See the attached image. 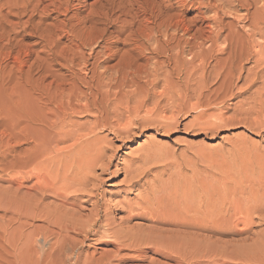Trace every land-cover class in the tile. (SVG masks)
Here are the masks:
<instances>
[{
  "label": "rangeland",
  "instance_id": "1",
  "mask_svg": "<svg viewBox=\"0 0 264 264\" xmlns=\"http://www.w3.org/2000/svg\"><path fill=\"white\" fill-rule=\"evenodd\" d=\"M4 1L5 0H2V2H4ZM118 1L119 0H114V1L113 0L112 1L111 0H101V1L100 0H61V1L56 3V6H53L52 3L50 4L49 2H46V5H49L48 9H44L43 12L40 13L42 16L38 15L39 17L37 16L33 20L34 25L39 23V21L41 19L43 20V24L40 28V30H43L42 31L43 37H45L43 42H42V40H40V38L32 37L31 31L27 30V34H28L29 38H27L25 40L24 47L22 48L23 54L24 53H25L24 55L28 54L27 55L28 58L26 60L27 67L25 68V89H24L25 92H24V95L27 96V100H26L27 104H30L31 108L33 110H35V111L38 110L39 105L35 104L36 96L29 95V92L30 91L32 92L31 88L37 87L36 80L39 78L40 74H39V69L36 66L39 64V62L40 63L43 62L42 64H45L48 67H50V70L53 69L51 72L53 73L54 76L48 78V80L46 82V84H48V85H51L53 87L60 86L63 84L61 81L64 79V76L69 75V72L66 69L67 68L66 62H60L59 60H53V62H52L51 58L47 56V54H49V53H48V50H45V47L49 46V44L52 43V38L54 40L57 39L56 40L57 46L55 47V51L61 52L62 57H67L66 54L69 53L68 51L76 47L75 44H73V42L75 43L77 40H80V39H88L89 40V38H90V40L92 41V43H91V41L88 42L90 47L87 46V47L83 48V53L87 56L91 53V49L97 45V42L99 44L101 43V45H102L103 41H106V43L107 42L113 43V42H116L120 38H122L124 40L126 37L130 36L131 34L132 35L136 34V36L140 35V31L142 32L143 28L138 26V24L136 25L138 28H136V26H133L132 28L127 27L125 29V32H121V34L119 35L118 31H119V28L121 27V21L118 19V16L120 13L119 14L116 13V15L117 14L118 15L113 16L114 17L113 20H115V17L118 19V20L116 19V23H115V21H113L110 24H106V25L105 24L100 25V23L98 25H95L92 23V22H94L91 20V19H93V15H95L94 13H96L97 10H102V6H104V5H105L104 10L108 11V9H109L110 14H113V12H116V10H114L112 8H114L113 6H116V4H114V3H120L121 0L119 2ZM137 1H138L139 7L146 6L147 4L162 5L165 3V1H166V4L171 2L174 4L175 8L171 9L172 11L169 10V12H168V17H169V15H172V16H170V19H169L170 22L169 23H176L178 21V19L181 20V18H182L181 21H183L189 25V20L192 22V20L194 19L193 22L190 24L193 25V24L197 23V25L195 27H197V28L202 27L203 30L207 33L206 36H209L212 31H214V30L216 31L215 24L212 22V19H213L212 13L213 12L208 11L204 5L207 3L208 0H196V1L184 0V1H187V3H188V8H189L188 11L189 12L188 11L186 12L185 10H182L181 7L177 6L178 4H176V3L179 0H177V1L176 0H162V1L161 0H154V1L153 0H137ZM228 1L231 2L232 4L230 3V5H229V3H226ZM228 1L226 0L224 5L220 4L219 2L216 4H219L220 7L222 5H223V7L226 6L225 7L227 9L226 12L227 13L229 12V14L226 13V15L224 16L225 23L226 24H228V22H229V24L231 23V26L237 32L246 30L245 27L247 26V24H245V23L243 24V22H241V20H240V17H242L244 14H246L245 7L248 6L250 14H251V12L253 14L257 11V9L259 7L262 6L261 0H256L257 1L256 4H255V2H253V0H250L249 3H252L255 6H253L252 4L249 5V3H246V1H245V6H244L243 5L244 1H242V0H236V1L228 0ZM233 1H234V3H233ZM215 2L216 1L212 0L211 3L215 4ZM258 2H260V3H258ZM141 3H143V5H141ZM151 3H153V4H151ZM221 3H223V2H221ZM241 4L243 5L244 9L242 8ZM109 6H111V7L109 8ZM138 6L136 8H138ZM251 6H252V8H251ZM56 8H58V9H56ZM64 8L65 9L67 8V10H65ZM175 10H177V11H175ZM67 12H69V13H67ZM171 12H173V13L175 12L174 13L175 15ZM62 13H64L65 15ZM183 13L185 15H183ZM230 13L232 15H230ZM29 14H30V12H29ZM46 14L51 15L52 17L54 16V17L50 18V17L46 16ZM180 15H182V16L180 17ZM200 16L205 17L207 20H205L204 22H199ZM233 16L236 19H234ZM173 17L175 18V20H173L174 19ZM176 17H177V19H176ZM185 17H186V19H184ZM28 18H29V16H27L26 20H28ZM87 19H88V21H87ZM121 20H125V17H121ZM197 20H198V22H197ZM239 20H240V22H239ZM234 21L237 23L234 24L233 23ZM119 22H120V25H118ZM56 24H58V25H56ZM92 25H94V26L92 27ZM112 25H113V27H112ZM204 25L206 26V28H204L205 27ZM236 25H237V28H235ZM243 26H244V28H243ZM98 29L102 30V31L99 32ZM116 30H117V32H116ZM103 31H104V33H102ZM133 31H135V32H133ZM194 31H193V33H194ZM74 33H75V35H74ZM112 33H114V34L112 35ZM193 33H191V34H193ZM104 34H105V36H104ZM181 34H183V32H181L180 35ZM65 35H67V36H65ZM72 36H73V38H72ZM123 36H124V38H123ZM188 36L189 35H187L186 38H188ZM223 39H224V36L220 39L221 41H219L221 43L218 42L219 47H221V48L224 47L223 44L225 45V43H223ZM37 42H40L41 44L35 45L34 43H37ZM93 42H95V43H93ZM152 44H154V46ZM150 45H152L151 48L156 47V44L154 42H151ZM2 46H3V44L0 47V51H8L7 49L2 50ZM104 46H106V44ZM122 46L120 45L117 47L120 50H116L117 48H114V51H121L120 55L121 54L122 55L121 56L119 55L117 58H115L114 60H112L108 63H105V64L101 63L102 60H104L106 58V56H104L103 52L100 54L101 56L99 55V57H98V59L101 58V60L99 59V61L97 62V66L101 67L102 69L105 67L110 68V70L107 72L108 76L105 79L106 81H104V85L108 86L110 84V85L114 86L117 84V86H114L115 90L113 89L114 91H112V93H111L112 97L111 96L108 97L109 99L112 98V99H110L112 101L108 100V98H105V100H108V102L110 104L108 102L105 103V106H103L104 108L107 106L108 108H110L109 109L110 111L114 112L115 110H118V107L121 108V110L128 108V107H130V108L132 107L130 109L132 111H130V112L133 114V110L136 106H138V103H140V102L142 103V101L146 100V102H147L146 107H145L144 111L142 112L141 116H144L147 110L158 109L159 112H162V114L165 113V115L167 113V116L170 117V116H172L173 112L177 111V107H174L175 108V110H174L173 106L171 105L172 103L170 102V100L168 98H170V95L172 94V92L174 90L179 93L178 90L184 86L182 88L183 91H182V89L180 90V91H182L181 93L185 94L187 92H190V95H191L188 100H183L185 102L186 109L182 112H177L176 119H178V120H176L177 122H176V125L173 127L174 129L172 128L173 130H170V131L163 130L162 123H160L158 125L156 124V126H155V124H153V125L151 124V126H150V125H148V123H147V125L142 124L141 120L140 121L138 120L136 122L137 124H134V126H136V125L137 126L135 128L133 127L132 133L127 135V136L116 134V131L111 130L110 128H105V129L101 128L103 130V131L101 130V132H99V130H98L99 138L103 139L100 141V145L103 148H106V152H105L106 155H104L103 160H101L99 162V164L96 168V171L94 173L95 175L94 174L92 175L91 180H88L85 184L80 185L81 183H79L78 180L76 179L77 183H74L73 187H72L73 189L76 187V189H74V190L72 189L73 191L68 190L69 191L68 195H69V197H71V200L69 202L64 201L63 198L61 199L60 197H57V195L52 193V192L44 193V192H41V190L37 191V189H34V188L32 189V186L36 183V179L35 180L33 179L31 182L26 183L27 188L24 190V193H25L23 195L24 199L22 201L17 200L18 205L16 203H14L12 205V207L9 208V211L7 212V210H5V207L7 206L8 202L11 201L10 199H12L11 197L13 195L14 188H13V190H10L8 188L9 187L8 183L6 181L0 180V205L4 204V206H0V208L2 209V210H0V226H3V225L8 226V224H10L13 220L17 219V218H15L17 215V212L14 210V209H16L15 207L19 206L18 211L23 210L25 212L24 218L23 217L21 218L22 220L20 219V217H18V219H17L18 221L12 222V224L13 223L14 224H13V226L9 227V229H8L9 231H7V233L6 232L0 233L1 234L0 235V241H1L0 242V264H178V263L179 264H183V263L184 264H189V263L190 264H264L263 263L264 260L262 261V259H264L263 258L264 255H262V253L264 254V252H263L264 247L261 248L262 245H264V242H263L264 241V234H263L264 233V225H263L264 224V218H263L264 212H263V214L261 213V211H264L263 210L264 209L263 208L264 207V205H263L264 204L263 203L264 202V129L263 128L264 127H261V129H260V127H257L258 124L261 122V120H264V119H262V118H264V104H263L264 98H260L261 94L264 97V90H263L264 86H263V84H259V83H263L264 79L260 80L257 85L252 87L253 90H252V88L247 90L248 87L246 86V84L248 86L250 84V83H248V81L250 82L251 79L255 78L254 73L256 71V67H257V70L260 69L258 66H256V63L254 65L255 59H253V61H249L248 63L245 62V67H246L247 72L245 71V73H244V77H245L250 73V72H248V68L253 69V67H254L255 69H253V70H255V71H251V73H250L251 76L252 77L254 76V77L252 78L250 76L251 79L248 78V81L245 83H244L245 79H243V81H241V82L240 81L234 82V84L235 83L236 84H235V86H233L231 88L232 90L231 89H221L220 90V88L218 87L219 85L216 84V75L217 74H215V72L211 73L212 77H215V79L213 78V79L209 80V85H211L210 91H208V92L206 91L207 92L206 93L205 91H202L203 89L198 90V91L195 90L194 89V87L196 88L195 84L197 82L201 81V79H202L201 78L202 71L200 70L201 71L200 72L198 70L197 75H199V74L200 75L199 76L196 75L193 79H191L193 81L190 83L191 89H188L187 91H185L188 88L187 85L185 88V84L189 83V80H188L189 77L186 76V74H184V73H186L188 70H191V71L193 70V68L190 66V62H188V61H191L188 48L185 51V53H183L179 57L180 58L179 59V68L183 63V65H182L183 67H181V68H183L182 70H184L187 68L186 65L188 64L190 66V67L188 66L189 67V68H187L188 70L186 69V72H184L183 74L180 73L178 70H177L178 72L176 74V70H175V73L172 74L171 73L172 68H173L172 65H174V64H172L170 67L171 71L167 67V69L170 72L166 68L163 70V72L164 71L167 72L166 74L170 73L169 74L170 76H169V75H165V72L163 73L162 70H159V68L157 70L158 72L155 70V68H156L155 64L158 63L159 61L162 62L161 59L165 60V58L164 57L155 58V56H153V55H151V57L149 56L150 59H147L148 61L146 60L145 57H143V59L135 58L133 61L134 64L132 63L130 65V69L132 68V70L128 69L126 67L128 60L125 59V57H126L125 53L127 51H129V48L131 49V47L130 46L125 47L124 45H122ZM98 49H100V48H98ZM203 49H209V43H205L203 46ZM98 51H100V50H98ZM88 52H90V53H88ZM1 53L2 52H0V54ZM107 53H108V51H107ZM13 54L16 55V52H14ZM30 55H31V57H30ZM39 56H40V59H39ZM219 57L223 58L226 56H219ZM123 58H124V61L122 62ZM181 59H182V61H181ZM13 60H11V62H9V64L11 66H13V62H14ZM125 60H127V62ZM149 60H150V63H149ZM94 61L95 60L92 59L91 62H94ZM145 61H146V63H145ZM209 61H211V62H209ZM186 62H187V64H186ZM52 63H56V64L52 65ZM99 63H101V65ZM143 63H145V64L143 65ZM196 63L199 64L200 62L198 61ZM216 64H217V59H215V58H213V59L209 58L207 61V66H208V69L210 68L209 69L210 71H212V70L215 71L217 69L215 67ZM122 65L124 68L126 67L125 69H126L127 73L130 72L131 74L128 73L129 75H127V73H125L124 68H122ZM31 66H34V68L30 70ZM115 66L117 67V70H119L121 68L122 69L117 71V70H115L116 69ZM149 67H150V69H149ZM59 68H61V69H59ZM190 68H192V69H190ZM148 69L150 70V72ZM151 69H153V70H151ZM120 71H121V73H120ZM133 71H134V73H133ZM136 71H137V73H136ZM188 72H190V71H188ZM55 73H57V74H55ZM112 73H113V75H114V73H117V74L114 75L113 78H111ZM124 73H125V76H124ZM246 73H248V74H246ZM121 74H123V75H121ZM139 74H142V77ZM160 74H162V76L163 75H165V76L160 77ZM82 75H85L84 72L82 73ZM182 75H183V77H182ZM120 76L123 78L121 79ZM185 76H186L188 81L186 80ZM156 77H158V78L156 79ZM169 77L171 80L169 79ZM196 77L197 78L199 77L201 79L199 80V78L197 79ZM60 78H61V80H59ZM135 78H136V81H135ZM163 78L168 79V81H166V79L163 80ZM177 78H179V79H177ZM52 79L55 81H58V82H55ZM126 79H128L127 82H126ZM151 79H153V80H151ZM158 79H159V81H157ZM195 79H196V81H195ZM123 80H125V81H123ZM180 80H182L183 82H180ZM122 81L124 82V85H122L123 84ZM129 81H130V84H129ZM164 81H165V83H162ZM171 81H173V82H171ZM60 82H61V84H60ZM147 82H149V84ZM166 82H168L169 84ZM194 82H195V84H194ZM127 83H128V85H127ZM158 83H160V84L158 85ZM118 84H119V86L122 85V87L121 86L118 87ZM134 84H136V85H134ZM151 84L155 85L157 87L155 88ZM182 84H183V86H182ZM167 85H169V86H167ZM243 85H244V87H243ZM112 86H110V87H112ZM261 86H263V87H261ZM117 87H118V89H120L119 91H118ZM168 87H169V89H170V87H172L170 92L168 91L169 90ZM192 88L195 91H193ZM133 89L135 91H133ZM162 90H164V91H162ZM256 90H258V92ZM115 91L118 93V96L120 95L119 98H118L117 93ZM121 91H123L124 94L125 93L127 94L129 91H132V92L131 93L129 92L130 94L128 93L127 95L122 94L123 96H125L123 98L121 95V93H122ZM165 91H166V93L164 94ZM260 91H262V92H260ZM168 92L170 94H168ZM254 92H257V93L253 97ZM236 93H239V94L236 95ZM249 93H250V95H249ZM207 94H208V97H207ZM163 95H164V97H162ZM192 95H193V97H192ZM203 95H206L205 96L206 99H210V105L207 107V106H205V104H203L204 106L200 107V109H198V108L192 109V108H194V106H196L199 103V101L203 102L205 100ZM147 96H148V98H147ZM150 96H152L153 98L152 97L150 98ZM2 97L3 96L0 97L1 100L4 99V97L3 98ZM116 97H117V99H116ZM142 97H143V99L145 97V99L143 100ZM154 97L156 100L158 99V101H154L155 100ZM127 99H128L129 103L127 102ZM159 99H160V101H159ZM166 99L169 102H167ZM123 100H124V102H122ZM148 101H149V103H148ZM152 101L154 103H156V105L153 104ZM260 101L263 105L260 104ZM121 102H122V104H120ZM125 102L128 103V104H126V106H125ZM159 102L161 103L162 106L159 105ZM166 102H167V104H166ZM0 103H3V101L2 102L0 101ZM168 103H170V104H168ZM5 104L1 105V106L4 107ZM134 104H136V105H134ZM165 105H166V107L164 108ZM251 105L255 106V108L257 110H255L253 107L252 108L257 112H254L253 109L250 108ZM260 105H262V106H260ZM6 106L4 107L5 109L7 108ZM169 107L171 109H169ZM258 107L260 110H262L263 113L258 110ZM260 107H262V108H260ZM114 108H115V110H114ZM202 108L204 111L201 110ZM188 109L190 111L192 110L193 112L192 111L187 112ZM165 110H167L168 112H166ZM172 110H173V112H172ZM155 112H156V110H155ZM258 112L261 113L260 116H259ZM187 113H189V114H187ZM159 114L161 115V113H158V115ZM209 114H213V116H210ZM128 115L130 116L129 113H127L126 116H128ZM214 116H215V118H214ZM205 117H207L208 119H206ZM256 117H257V119H256ZM74 118H73V120L75 122L79 123L80 126L87 127V128L89 127L88 126L89 123H92V121H93V118L90 116H87L86 114L82 115V117L78 115V116H75ZM211 118H214L213 122H211L212 121ZM221 118L223 119V121H221ZM112 119H113V121H115V118H112ZM125 119H126L125 121L122 120L124 123H126L127 117H125ZM255 119L258 122L255 121ZM122 121H121V124H123ZM214 122L216 123V125L213 127V125H211V123H214ZM252 122H254V124ZM256 122H257V124H256ZM140 123H141V125H140ZM220 123H222V124H220ZM116 124H117V121H116ZM84 125H86V126H84ZM142 125H144V126H142ZM159 125H161V127ZM177 125H179V126H177ZM175 127H177V128H175ZM210 127H212V128H210ZM3 129H4V127L0 128V141H1L0 142L1 143L0 144V151L1 152L6 151V149H7L6 147L8 144V143H6L8 140L6 138L7 135H5L6 131H4L5 129L4 130ZM2 142H3V144H2ZM4 144H5V147H3ZM26 144L27 143H25L24 146H22V148L20 150H23L24 148H25V150L28 149L27 150L28 155L26 154L25 161L22 165H20V163L19 164L15 163V169L17 170V167L22 166V171H24L25 173H32V172H38V171L48 172V176L50 178L51 183H53L57 186H59L61 184V182L64 181V180H62L65 177L64 175H66V178L76 176V171L77 170L79 171L78 168L82 165L80 163L81 160L78 159L79 162H77L78 161L77 159H70L69 158V159L65 160L62 164H60V165H62L61 167H59V168H62L60 170L58 169L57 164H55V163L49 164V166H43L42 164H39L36 166L34 164L35 159H34L33 155L31 157L30 156L31 154H29V152H31V150H32L33 144L31 141H28V145H26ZM31 144H32V146H31ZM71 144H72V142H69L66 144H61L58 146V149L69 146ZM14 146H15V140H13L11 142V149ZM2 148H4V149H2ZM84 151L86 154L88 153V151L86 149ZM83 153L81 155H83ZM110 158H111V161L108 160ZM10 159L13 160V158L9 157L8 160L10 161ZM30 159H31V161H30ZM9 161H5V162L1 163V160H0V178L3 175H5V177H6V174H8L10 172ZM107 164H109V165L107 166ZM63 165H65V167H63ZM132 167L133 168L137 167L139 169L142 168L141 169L142 171L145 170L144 171L145 174L143 175V178L141 179L140 184L137 187L136 186L133 187L129 182L131 176H129L130 174H128V171ZM67 171H68V173H67ZM68 181L72 182L73 180L68 179ZM88 185H89V187H88ZM84 187H87L86 188L87 190ZM80 188H81V191H83L84 193L80 191ZM89 190L92 192V194L89 193L90 192ZM35 195H37V198ZM83 195L88 196V198L87 197L84 198ZM26 196H27V198H26ZM89 196H90V202H84L87 199L89 200ZM146 197L150 198V200H149V201H151L150 203H153V204L155 203V205L158 206L159 208L160 207L163 208L164 205H165L164 209H167V208L173 209L174 208L176 215L182 216V214L183 215L186 214L187 216L184 215L183 217H188L189 219L191 218V215L193 218H197V217L201 218L200 216H202V215L203 216L208 215V214L210 215V213H211V215L213 213H214L213 215H216L217 212L218 213L221 212V215L223 214L222 215L223 218H221L222 216H220L221 222H220L219 226L224 228L226 231L224 230L223 234H220V233H218L217 235L216 234L215 235L209 234V236L213 237V240L211 239L208 241L207 236H206V235H208V233H205L206 235L203 234V235H200L199 237H197V236L189 235L190 233H194V229L193 230L187 229V231L185 230V233H188V231H189L188 235H186L187 237L185 235H183V236L181 235L182 236V238H180L181 241H180V239H178L176 241V243L178 242L177 246H170V247L167 246L168 248H170V250H167L166 246H163V247H165V249L162 248L163 250L160 248L161 246L158 248L156 246H153V247L152 246H143L144 248L146 247V251H149L145 254H140L137 251L136 247L138 248V246H135V247L134 246L133 247L132 246H118V244L113 242L110 238H100L99 236L98 237L97 236H95V237L91 236L90 240H87L88 243L86 241H85V243H83L85 233H84V235L80 234L78 236V235H76L77 233H75V232H70L69 239H72V240L78 239L79 241H82L81 244H79L78 246H73L72 244L71 245L68 244L65 247L64 246L63 247L62 246H54V245H57L56 243L62 239L61 231L59 228H57L55 223H57L59 221V223H57V224H61V225H65V224L69 225V223H72L74 225L76 223H77V225H79L81 223L87 224V221H89L92 218L91 213H93V214L99 213L101 216V219L99 222L100 226L98 225V227H97V230L100 231V235L106 234L107 232L118 231V230L122 229V227L123 228H125V227L132 228L133 227V228L137 229L141 226L144 229L146 228L145 229V236H142L144 238H147L148 236H150L149 233L151 232V230L153 228L156 231V233H155V231L153 229V232L155 233L153 237H157L158 235H156V234L158 232L164 233L165 229L170 231L171 227L173 229H175V230L171 229V231L183 229V228L181 229L179 227H178L179 229H177L176 226L170 227V225L169 226L168 225H166V226L160 225V227H159V225L156 226V224L151 223L150 221L142 220V219H134V220L131 219V221H126V223H124L125 218L128 216L129 207L130 206H136V204L140 203L142 201V199H144ZM257 197H259V200L261 202H258L259 200ZM33 199L35 202L32 201ZM254 200H256L258 202V204ZM29 201H31V202H29ZM22 202H23V204H21ZM37 202H39V203H37ZM73 203H76V204L74 205ZM19 204H21V205H19ZM259 204L263 208V209L260 208L262 210H260L258 208L260 206ZM31 205H33V207ZM171 205H174V206H171ZM251 205H253V206L255 205L254 207H252V209L256 207L258 209L257 212H259V214H256L257 212H255V214L257 216H255V214L253 215V218L256 221V224L254 221V224L251 225V230L248 231V233H249V235H248L247 232L241 233L243 227L245 228V225L242 226L243 223L238 224L237 221H238V218L242 219V216H243V214L241 216L242 212L244 214H246L247 211L244 212L245 208H249V207H251ZM20 206L23 207V209H21ZM168 206H170V207H168ZM35 207H38L39 209L35 208ZM25 209L27 210V213H26ZM235 211L237 212V214L235 213ZM215 212H216V214H215ZM196 213H199L200 215L198 216V214H197V216H196ZM30 214H32V215H30ZM26 215L28 217H25ZM37 215H38V217H37ZM106 215H107V217H106ZM193 215H195V216H193ZM224 215H225V217H224ZM235 215L237 216V218ZM203 216H202V218H203ZM230 216H231V218L228 219V217H230ZM260 216H263V217H260ZM232 217L234 220L235 219L236 220L234 221L232 219ZM12 218H14V219H12ZM224 218H226L227 220L225 219V221H223ZM76 219H77V222L74 221ZM106 219H110L111 220L110 223L115 222L114 225L112 227L108 226ZM228 220L229 221L231 220L230 222L233 221V224L230 223ZM19 221H20V223L22 222L20 224L21 227H19V228H22L24 226L23 229H18ZM48 222L50 224H48ZM52 223H54V225ZM121 223H124V224H122L123 226L121 225ZM146 223H148V224H146ZM235 223H236V225H235ZM26 224L28 226L25 227ZM150 224H154V225L151 226ZM222 224H226V225L229 224V225H227V226L223 225L222 226ZM51 225H53V226H51ZM232 226H233V228H232ZM236 226H238V227H236ZM167 227H168V229H167ZM234 227L237 228V230ZM156 228L157 229L159 228L161 230H157ZM88 229L89 228L87 227V230ZM260 230H262V231H260ZM105 231H107V232H105ZM237 231H238V233H237ZM251 231H252V233H251ZM258 231H260L261 234L260 233L256 234V233H258ZM51 232H53V234L55 236L51 237V235H52ZM63 233H65V232H63ZM165 234L167 235V238L169 239V236H168L169 233H165ZM240 235H242V236H240ZM244 235L246 236V238H243V237H245ZM250 235L252 236L251 239H250ZM45 236H49V239H47L46 241L44 240ZM56 236H58V237L56 238ZM188 236H190V237H188ZM201 236H203L202 238H204V239H202ZM149 238H150V240L151 239L154 240V238H152V236H150ZM195 238H197V239H195ZM247 238L250 239V242H249V239L246 241L247 243L243 242L244 239H247ZM168 239H164V240H168ZM215 239H217V241H215ZM220 239L222 242L220 241ZM240 239L241 240L243 239V240L241 241ZM28 240H30V241H28ZM231 240H233V241H231ZM239 240L241 243L239 242ZM33 241H35V242L33 243ZM261 241L263 244L261 243ZM237 242H238V244H237ZM258 242H259V244H261V246L258 245ZM27 243H29L30 246H26ZM193 243H194V245H193L194 247L196 244V247L198 248L197 251H196V247L195 248L192 247L191 244H193ZM205 243L209 244L211 247L210 246H207V247L208 248L210 247L212 249H210V250H208V248L205 249L206 246L205 247L202 246V244H205ZM12 244L13 245L15 244V245L13 246ZM182 244H185L184 247ZM251 244H253V245H251ZM181 245H182V248H180ZM186 245L188 248L185 247ZM126 247H127V249H126ZM129 247H131V248H129ZM174 247L176 249L179 247L180 249L174 250ZM236 247H239V248H236ZM248 247H250V248H248ZM255 248H257L258 253L256 252ZM258 248H261L263 251L261 250V252H260V250ZM159 249L161 250V252ZM61 250L64 254L61 252ZM64 250H66V251H64ZM138 250H139V248H138ZM165 250H166V252H165ZM201 250H202V252H201ZM204 250H206V252H203ZM59 251L62 254V256L60 253H59L60 256H57L58 254H56V253H58ZM169 251H171V252H169ZM174 251H175V253L180 252L181 254H184L185 256L184 255L180 256V253H179V255L177 253L174 254L173 253ZM190 251H192V252H190ZM194 252L196 253V255ZM216 252H218V253H216ZM235 252H239V253H235ZM241 252H243V253H241ZM254 253H256V254H254ZM197 254L199 255V258L202 260L197 259V257H196ZM200 254H201V256H200ZM205 254H207V257ZM217 254H219V255H217ZM220 254H221V256H220ZM224 254L228 258V260L226 259V257L224 258V256H225ZM257 254H258V256L262 255V257L259 260L260 262L262 261V263H260L257 260L258 259ZM170 255L172 256V258L170 257ZM253 255H256V256H253ZM202 256H203V258H202ZM58 257H59V259H58ZM180 257H182V258L180 259ZM229 257H231V259L233 261H236V262H233L231 259H229ZM234 257H235V259H238L240 257L239 258L240 260L239 259L234 260ZM252 257L255 258V259L253 258V261L257 260V262L256 261L253 262L251 260ZM176 258L177 259L179 258V260H176ZM183 259H184V261H183ZM194 259L196 261H194Z\"/></svg>",
  "mask_w": 264,
  "mask_h": 264
},
{
  "label": "bare ground",
  "instance_id": "2",
  "mask_svg": "<svg viewBox=\"0 0 264 264\" xmlns=\"http://www.w3.org/2000/svg\"><path fill=\"white\" fill-rule=\"evenodd\" d=\"M59 1H61V0H5L4 2H2V0H0V47L3 44L2 50L3 49H7L8 50V51H0V52H2L0 54V97L1 96L4 97L3 100H1V98H0V101L1 102L3 101L4 104L6 103L5 106L7 105L6 106L7 108L5 109L4 108L5 106L4 107L1 106V105H4V104L0 103V128L4 127L5 130L4 129L3 130L6 131V134L5 133L4 134L7 135L6 138L8 139L7 142L5 141L6 143H8L7 147H6L7 148L6 151L5 152H3V151L1 152L0 151V160H1V163H3L5 161H9L8 160L9 157L13 158V160L10 159V161H9V165H10L9 166V170H10V172L8 174H6V177H5V175H3L0 178V180L6 181L8 183V185H9L8 188L10 190H13V188H14V190H13L14 192H13V195L11 197L12 199H10L11 201L8 202L7 206L5 207V210H7V212L9 211V208L12 207V205L14 203H16V204L18 203L17 200H21L22 201L24 199V197H23V195L25 194L24 190L27 188L26 187L27 186L26 183L31 182L33 179L34 180L36 179V183L32 186V189L33 188L37 189V191L41 190V192H44V193L52 192V193L56 194L57 197H60L61 199L63 198L64 201H66V202L68 201L69 202L71 200V197H69V195H68L69 191L70 190L73 191L74 189H76V187L74 189L72 188L73 184L77 183L76 181L78 180V182L81 183L80 185H83L88 180H91L92 175L95 173L99 162L101 160H103L104 155H106L105 154L106 148H103L100 145V141L103 140V139L99 138L98 130H99V132H101L102 129L110 128L111 130H115L116 134H120V135H123V136L126 135L127 136V135L132 133L133 127L135 128L137 126V125L134 126V124H137L136 122L138 120L139 121L141 120L142 124H146L147 125V123H148V125H150V126H151V124L152 125L155 124V126H156V124L158 125V124L162 123L163 130L170 131V130L174 129L173 127L176 125V122H177L176 120H178V119H176L177 112H182V111H184L186 109V105H185V102L183 100H188L191 95H190V92H187L185 94L181 93L183 91L182 88L184 87L183 84H182L183 87L182 88L180 87L182 89V91H180L181 89H179L177 87L179 89L178 90L179 93L177 91H175V90L174 91L172 90L173 92L171 91L172 94L170 95V98H168L170 100V102L172 103L171 105L173 106V108L177 107V111L173 112V110H172L173 114L170 117L167 116V113H166V115H165V113L162 114V112H159L158 109H155L156 112H155V110H152V109L151 110H147L145 115L141 116L142 112L144 111V109L146 107V103H147L146 100L145 101L141 100L142 101V103L140 102L141 104L138 103V106H136L134 108V110H133V114L130 112V111H132V110H130L132 107L131 108L128 107V108H125V109L121 110V108H119L117 106L118 110H115V108H114V110H115L114 112L110 111L109 110L110 108H108L107 106L104 108L103 106H105V103H107L108 100L112 99V98L109 99L108 97L111 96L112 91L115 90L114 86H117V84L114 85V86H112L110 84L108 86L104 85V81H106L105 79L108 76L107 72L110 70V68L105 67V68L102 69L101 67L97 66V62L99 61V59L101 60V58L98 59V57H99V55L102 52H103L104 56H106V58L104 60H102L101 63L105 64V63H108V62L114 60L115 58H117L120 55L121 51H114V48H117L120 45L121 46L124 45L125 47H129L130 46L131 49L129 48V51L126 50L127 52L125 53L126 54L125 59L128 60V63L126 65V67L128 69H130V65L133 63L135 58L143 59V57H145L146 60H147V59H150L151 55L155 56V58H158V57L159 58L160 57L161 58L162 57L165 58V60L161 59L162 62H160L159 61L160 59H159L158 60L159 62L155 64V67H156L155 70L156 71L159 68V70H162V72H163V70L165 68L167 69V67H168L170 69L171 65L174 64L175 66L172 65L173 66L172 71L170 69L171 73L174 74L175 70H176V74H177L178 71L183 74L184 72H186V69L191 66L193 68V70L191 71V70L187 69L190 72L187 71L186 73H184V74H186V76L189 77L188 78L189 83H187V84L184 83L185 84V88H186V85L188 87L185 91H187L188 89H191V84L190 83L193 82L191 79H193L197 75L198 70L202 71V74H201V78L202 79L198 77L199 80L201 79V81L197 82L196 84L194 82V84L196 85V88L194 86L193 87L197 91L201 90V89H203L202 91H205V92L206 91L207 92L210 91L211 85H209V80H211L213 78L215 79V77H212V75H211V73H213V72H215V74H217L216 75V84L219 85L218 87L220 88V90L221 89H231L236 84V83L234 84V82H236V81H240L241 82V81H243V79H245V81H244V83H245V82L248 81V78L251 79V77H252L251 74H250L251 71H255V70H253V69H255L254 67H253V69L252 68L251 69L248 68V72H250L249 73L250 75L248 73H246L248 75L244 77V73L246 71L245 62L248 63L249 61H253V59H255L254 65L256 63V66H258L260 69L258 68L259 70H257V67H256L255 73L253 72L255 74V78H253L254 77L253 76L252 77L253 79H251L250 82L248 81V83H250L249 86L246 84V86L248 87L247 90H249L252 87H254L255 85H257L260 80L264 79V0H261L262 1V6L259 7L257 9V11L255 13H253V14H252V12L250 14L248 6L245 7L246 14H244L242 17H240V20H241V22H243V24L244 23L247 24V26L245 27L246 30L238 31V32L235 31V29L231 26V23L230 24H229V22H228V24L225 23L224 16L227 13L226 12L227 9L225 8L226 6L223 7V5L225 4L226 0H214V1H216L215 4L211 3L212 0H208L207 3L204 4V5H205V8L208 11L213 12L212 13V16H213L212 22L215 24V27H216V31L215 30L212 31L209 36H206L207 33L203 30L202 27H198V28L195 27L197 25V23L193 24V25L190 24V23L193 22L194 19L192 20V22L189 20V25L186 24L185 22L181 21L182 18H181V20L180 19H178V21L176 20L177 21L176 23H169L170 22L169 21L170 16H172V15H169V17H168V12H169V10L172 11L171 9L175 8L174 4L171 3V2L166 4V1H165L164 4L161 3L162 5H155V4L151 3L154 6L150 5V4H147L146 6L139 7L137 0H121V1L119 0L120 3H114V4H116V6H113L114 8H112V9L116 10V12H113V14H110V10L109 9H108V11L104 10V6H105L104 5V6H102V10H97L96 13H94L95 15H93V19H91L92 21H94L92 23L95 24V25H98L99 23H100V25L101 24L102 25H104V24L106 25V24L112 23L113 21H115V23H116V19L117 18L115 17V20H113V18H114L113 16L116 15V13H118V14L120 13L119 16H118V19L121 21V27L119 28V31H118L119 35L121 34V32H125V29L127 27H131L132 28L133 26H136L137 24H138V26L143 28L142 32L140 31V35L136 36V34L135 35L131 34L130 36L126 37L124 40L122 38H120L117 41L115 40L116 42L112 41L113 43H108V42L106 43V41L102 40L103 44L101 45V43L99 44L97 42V45L94 46V48L91 47L92 48L91 49V53L88 52L90 54L87 55V56L83 53V48L89 46L88 42L91 41V40H90V38H89V40L88 39H80V40H77L75 43L73 42V44H75L76 47L68 51L69 53L66 54L67 57H62L61 52L55 51V47L57 46V42H56L57 39L54 40L52 38V43H50L49 46L45 47V50H48V53H49V54H47V56L51 58L52 62H53V60H59L60 62H66L67 68L66 67L65 68L68 70L69 75H65L64 76V79L61 81L63 84L60 85L61 84V82H60V84H59L60 86L53 87L51 85H48V84H46L48 78L54 76L53 73L51 72L53 69L50 70V67H48L45 64H42L43 62L42 63L39 62V64L36 66V67H38L39 74H40L39 78L36 80L37 87L31 88L33 93L31 91L29 92V95L36 96L35 104L39 105L38 110L35 111V110H33L31 108L30 104H27V101H26L27 100V96L24 95V92H25V90H24L25 89V68L27 67L26 60L28 58V56H27L28 54L24 55L25 53L23 54L22 48L24 47L25 40L27 38H29V36L27 34V30L31 31V36L32 37L40 38V40H42V42H43L45 37H43V35H42V31L43 30H40V28H41V26L43 24V20L41 19L39 21V23H37L35 25L33 23V20L38 15L42 16L40 13L43 12L44 9H48L49 5H46V2H49L50 4L52 3L53 6H56V3L59 2ZM194 1H196V0H194ZM234 1H236V0H234ZM234 1H233V3H234ZM242 1H244V3H243L244 6H245V1H246V3L250 2V0H242ZM218 2L220 4H223V5L220 7L219 4H216ZM221 2H223V3H221ZM253 2H255V4L257 3L256 0H253ZM226 3H229V5H230L231 2L228 1ZM258 3H260V2H258ZM176 4H178L177 6L181 7L182 10H185L186 12L189 10L187 1L179 0V1H177ZM251 4L252 3H249V5H251ZM141 5H143V3H141ZM243 5H242V8H243ZM137 6H138V8H136ZM253 6H255V5H253ZM110 7L111 6H109V8ZM251 8H252V6H251ZM56 9H58V8H56ZM65 10H67V8ZM175 11H177V10H175ZM29 12H30V14H29ZM64 13H62V14H64ZM67 13H69V12H67ZM171 13H173V12H171ZM47 14H46V16H48L50 18L52 17L51 15H47ZM227 14H229V12ZM183 15H185V14L183 13ZM230 15H232V14L230 13ZM27 16H29L28 20H26ZM181 16L182 15H180V17ZM121 17H125V20H121ZM177 17H176V19H177ZM184 19H186V17ZM199 19H200L199 22H204L205 20H207L203 16H200ZM234 19H236V18L234 17ZM173 20H175V18ZM240 20H239V22H240ZM87 21H88V19H87ZM197 22H198V20H197ZM233 23L236 24L237 22L234 21ZM56 25H58V24H56ZM118 25H120V22H119ZM237 25L235 26V28H237ZM93 26L94 25H92V27ZM112 27H113V25H112ZM136 28H138V27L136 26ZM204 28H206V26ZM243 28H244V26H243ZM100 31H102V30H99V32ZM180 31L183 32V34L180 35V33H181ZM193 31H194V33H193ZM116 32H117V30H116ZM133 32H135V31H133ZM102 33H104V31ZM191 33H193V34H191ZM113 34L114 33H112V35ZM74 35H75V33H74ZM187 35H189L188 38H186ZM65 36H67V35H65ZM104 36H105V34H104ZM223 36H224L223 43H225V45L222 43L224 47L221 48V47H219L218 42L221 41L220 39ZM72 38H73V36H72ZM123 38H124V36H123ZM151 42H154L156 44V47L151 48L152 45L154 46V44L150 45ZM91 43H92V41H91ZM93 43H95V42H93ZM205 43H209V49H203V46H204ZM219 43H221V42H219ZM34 44L35 45H40L41 43L37 42V43H34ZM105 44H106V46H104ZM98 48H100V49H98ZM187 48L189 49L190 58H191V61H188V62H190V66L186 62L187 68L182 70L183 68H181V67H183L182 66L183 63H182V65L179 68V59H180L179 57L183 53H185ZM98 50H100V51H98ZM116 50H120V49L117 48ZM107 51H108V53H107ZM14 52H16V55L13 54ZM31 55H30V57H31ZM219 56H226V57L220 58ZM209 58L217 59V64L215 65V67L217 69L215 71H213L212 69H211L212 71H210L209 70L210 68L208 69L207 61H208ZM39 59H40V56H39ZM92 59H94L95 61L91 62ZM182 59H181V61H182ZM11 60L14 61L13 62V66H11L9 64V62H11ZM127 60H125V61L127 62ZM123 61H124V58L122 59V62ZM198 61L200 62L199 64L196 63ZM209 62H211V61H209ZM101 63H99V64L101 65ZM145 63H146V61H145ZM145 63H143V65ZM149 63H150V60H149ZM53 64H56V63H52V65ZM33 68H34V66H31L30 70L33 69ZM115 68H116L115 70H117L116 66H115ZM122 68H124L123 65H122ZM125 68H124L125 73H127ZM192 68H190V69H192ZM59 69H61V68H59ZM121 69H119V70H121ZM149 69H150V67H149ZM119 70H117V71H119ZM130 70H132V68ZM151 70H153V69H151ZM83 72H84L85 75H82ZM149 72H150V70H149ZM164 72H165V75H169L170 74V73L166 74L167 73L166 71H164ZM120 73H121V71H120ZM125 73H124V76H125ZM128 73H130V72H128ZM128 73H127V75H129ZM133 73H134V71H133ZM136 73H137V71H136ZM55 74H57V73H55ZM116 74L117 73H114V75H116ZM111 75H112L111 78H113V76H114L113 73ZM121 75H123V74H121ZM139 75H141V77H142V74H139ZM165 75H163V76H165ZM199 75H197V76H199ZM163 76H162V74H160V77H163ZM186 76H185V78H186ZM182 77H183V75H182ZM61 78L59 80H61ZM122 78L123 77H121V79ZM157 78L158 77H156V79ZM166 78H163V80L166 79ZM169 79H170V77H169ZM177 79H179V78H177ZM127 80L128 79H126V82H127ZM151 80H153V79H151ZM186 80H187V78H186ZM53 81H55V80H53ZM123 81H125V80H123ZM123 81H122V83H123L122 85H124ZM135 81H136V78H135ZM157 81H159V79ZM166 81H168V79H166ZM195 81H196V79H195ZM55 82H58V81H55ZM171 82H173V81H171ZM180 82H183V81L180 80ZM147 83L149 84V82H147ZM162 83H165V81L162 82ZM166 83H168V82H166ZM129 84H130V81H129ZM136 84H134V85H136ZM159 84L160 83H158V85ZM259 84H263V86H264V80H263V83H259ZM122 85H120V86L122 87ZM127 85H128V83H127ZM244 85H243V87H244ZM110 86H112V87H110ZM120 86L118 84V87H120ZM152 86H154L155 88L157 87L155 85H152ZM167 86H169V85H167ZM263 86H261V87H263ZM118 87H117V89H118ZM168 89H169V87H168ZM171 89H172V87H170V89L168 91L170 92ZM119 90L120 89H118V91ZM192 90H193V88H192ZM195 90H193V91H195ZM252 90H253V88H252ZM258 90H256V91L258 92ZM133 91H135V90L133 89ZM162 91H164V90H162ZM262 91H260V92H262ZM121 92H122L121 95L122 94L123 95H127L129 92L131 93L132 91H129L127 94L126 93L124 94L123 91H121ZM169 92H168V94H170ZM257 92H254L253 97L256 95ZM165 93H166V91L164 92V94ZM237 94H239V93H236V95ZM123 95H122V97L124 98L125 96H123ZM249 95H250V93H249ZM117 96H118V93H117ZM119 96H118V98H119ZM152 96H150V98ZM205 96L206 95H203L205 100L203 102L199 101V103L196 106H194V108H192V109H197V108L200 109V107L204 106L203 104H205V106L208 107L210 105V99H206ZM162 97H164V95ZM192 97H193V95H192ZM207 97H208V94H207ZM105 98H108V100H105ZM147 98H148V96H147ZM260 98H264L262 96V94H261ZM116 99H117V97H116ZM142 99H143V97H142ZM144 99H145V97H144ZM154 99H155V97H154ZM160 99H159V101H160ZM110 101H112V100H110ZM154 101H158V99L157 100L155 99ZM166 101H167V99H166ZM122 102H124V100ZM122 102L120 104H122ZM127 102H128V99H127ZM167 102H169V101H167ZM167 102H166V104H167ZM128 103L125 102V106ZM148 103H149V101H148ZM136 104H134V105H136ZM153 104L156 105V103H154V102H153ZM168 104H170V103H168ZM260 104H262L261 101H260ZM263 104H264V101H263ZM159 105H161L160 102H159ZM262 105H260V106H262ZM165 107H166V105L164 106V108ZM170 107H169V109H171ZM252 107L255 110H257L255 108V106L251 105L250 108L253 109ZM260 108H262V107H260ZM189 109L187 110V112L190 111ZM254 109H253V111L257 112ZM174 110H175V108H174ZM201 110H203V108ZM258 110L262 112V110H260L259 107H258ZM165 111L168 112L167 110H165ZM127 113H129L130 116L129 115L126 116ZM158 113H161V115L160 114L158 115ZM84 114H86L87 116H90V117L93 118V121H92V123H89V125H88L89 127L88 128L80 126L79 123H77V122H75L73 120V118L75 116L79 115V116L82 117V115H84ZM187 114H189V113H187ZM260 114L261 113H259V116H260ZM209 115L213 116V114H209ZM125 117H127L126 123H124L122 121V120H124V121L126 120ZM112 118H115V121H113ZM205 118L208 119L207 117H205ZM214 118H215V116H214ZM214 118H211L212 119L211 122H213ZM256 119H257V117H256ZM256 119H255V121H257ZM262 119H264V118H262ZM116 121H117V124H116ZM121 121L123 122V124H121ZM221 121H223L222 118H221ZM257 122H256V124H257ZM252 123L254 124V122H252ZM220 124H222V123H220ZM140 125H141V123H140ZM211 125H213V127H214L216 125V123L215 122L211 123ZM84 126H86V125H84ZM142 126H144V125H142ZM159 126L161 127V125H159ZM177 126H179V125H177ZM257 127H260V129H261V127H264V120H261V122L258 124ZM175 128H177V127H175ZM210 128H212V127H210ZM13 140H15V146L11 149V142ZM28 141H31L32 144H33L32 150H31V152H29V154H31L30 155L31 157L33 155V157L35 159V163L34 164L36 166L39 165V164H42L43 166H49V164L55 163V164H57V167L60 170V169H62V168H59V167L62 166L60 164H62L65 160H67L69 158L70 159H77V160L79 159V160H81L80 163L82 165L78 168L79 171L78 170L76 171V176H72V177H67L66 178V175H64L65 177H64V179H62L64 181L61 182V184L59 186H57V185L51 183L50 178L48 176V172L38 171V172H32V173H25L24 171H22V166L17 167V170H16L15 169V163H17V164L20 163V165H22L24 163V161H25V158H26L25 156H26V154L28 152L27 151L28 149L27 150H25V148L23 150H20V149L22 148V146H24L25 143H27L26 145H28ZM69 142H72V144L69 145V146H66V147L58 149L59 145L66 144V143H69ZM2 144H3V142H2ZM32 144H31V146H32ZM3 147H5V144H4ZM2 149H4V148H2ZM85 149L88 151L87 154L84 151ZM82 153H83V155H81ZM79 160L77 162H79ZM108 160L111 161V158L108 159ZM30 161H31V159H30ZM108 165L109 164H107V166ZM63 167H65V165H63ZM141 169H139L137 167L136 168L132 167L128 171V174H130L129 176H131L129 182H130V184L133 187H135V186L137 187L140 184V181L143 178V175L145 174V172H144L145 170L142 171ZM67 173H68V171H67ZM68 179L69 180H73V181L72 182L68 181ZM88 187H89V185H88ZM84 188L86 189L87 187H84ZM80 191H81V188H80ZM81 192H83V191H81ZM89 193L92 194L91 191ZM37 195H35L36 198H37ZM83 197L84 198L85 197L88 198V196H84V195H83ZM149 197H146V198L142 199V201L140 203L136 204V206H130L129 207L128 216L125 218L124 223H126V221H131V219H133V220L134 219H142V220H145V221H150L151 223L156 224V226L159 225V227H160V225H165V226L166 225H168V226L170 225V227L171 226H176L177 229H179V228H181V229L183 228V229L182 230L179 229V230H176V231H171V229H173L171 227V229L169 228L170 231L165 229L164 233L158 232L156 234L158 236L157 237H153L154 234L156 233V231L153 228L154 231H155V233H154L153 229L150 227L152 230L149 233V235L152 236V238H154V240H152V239L150 240V238H149L150 236H148L147 238L142 237V236H145V229L146 228L144 229L141 226H140L141 228L139 227L137 229L133 228L132 226H131L132 228H130V227L123 228L122 227V229H120L118 231H115V232H107V231H105V232H107L106 234L100 235V231L97 230V227L99 225L101 216H100L99 213L98 214L97 213L96 214L91 213L92 218L89 221H87V224H84V223L82 224L80 222L81 224H79V225H77V223L75 225L72 224V223H69V225H66V224L65 225H61V224H57V223H59V221L57 223H55L57 228H59L60 231H61L62 239L59 242L56 243L57 245H54V244L53 245L54 246H62V247L64 246L65 247L68 244L69 245L72 244L73 246H78L79 244H81L82 241H79L78 239H74V240L69 239L70 232H75V233H77L76 235H78V236L80 234L84 235V233H85L83 243H85V241L87 242V240H90L91 236H94V237L95 236H97V237L99 236L100 238H110L113 242L117 243L118 246H132V247L133 246L134 247L138 246L139 250L136 247L137 251L140 254H145V253H147L149 251H146V247L144 248L143 246H152V247L156 246L157 248L161 246L160 247L161 249L162 248L165 249V247H163V246H166V247L167 246H169V247L170 246H177L178 242L176 243V241L178 239L182 238L183 235H185V236L188 235L189 231H188V233H185V230L187 231V229L188 230H190V229L193 230L194 229V233H190L189 235H193V236H197V237H199L200 235H203L205 233H208V235L205 234L207 236L208 241L211 240V239L213 240V237L209 236V234H213V235L216 234L217 235L218 233H220V234L224 233L223 231L225 229L219 226L220 222H221L220 219L223 218V216H222L223 214L221 215V212L220 213L217 212V214L215 212L216 215H213L214 213L212 212L213 213L212 215L210 213L211 216L207 213L208 215L204 214L205 216L202 215L203 218H202V216H200L201 218L197 217L198 219L197 218H193L192 215H191V218L189 219L188 217H183L184 215L187 216L186 214H184V215L182 214V216L181 215H176L174 208H173L174 210L170 209V208L169 209L168 208L164 209L165 205L163 206V208L162 207L159 208L158 206L155 205V203L154 204L150 203L151 201H149V200H150L151 197L150 198ZM26 198H27V196H26ZM257 198L259 200V197H257ZM32 201H34V199ZM254 201L257 202L256 200H254ZM29 202H31V201H29ZM84 202H90V196H89V200L87 199ZM258 202H261V201L259 200ZM258 202H257V204H258ZM37 203H39V202H37ZM21 204H23V202ZM21 204H19V205H21ZM73 204L75 205L76 203H73ZM0 206H4V204L0 205ZM31 206L33 207V205H31ZM171 206H174V205H171ZM254 206L251 205V207L248 206L249 208H245L244 212L247 211L246 214H244L242 212L241 213V216L243 214L242 219L238 218L237 223L238 224L243 223L242 226L245 225V228L244 227H243V229L241 228L242 229L241 233H244V232L248 233V231L251 230V225L254 224L255 220L253 218V215L258 210L256 207L252 209V207H254ZM38 207H35V208H38ZM168 207H170V206H168ZM15 208L16 209H14V210L17 212V215H18V216L16 215L15 218H17V219H18V217H20V219L22 217L24 218V213L25 212L23 210L18 211L19 210L18 209L19 206L15 207ZM20 208L23 209V207H21V206H20ZM258 208L259 209L262 208L261 205ZM262 209H260V210H262ZM0 210H2V209L0 208ZM263 212L264 211H261L262 214H263ZM26 213H27V210H26ZM235 213L237 214L236 211H235ZM197 214H198V216L200 215L199 213H196V216H197ZM256 214H259V212H257ZM256 214H255V216H257ZM30 215H32V214H30ZM193 216H195V215H193ZM220 216H222V217L220 218ZM25 217H28V216L26 215ZM37 217H38V215H37ZM106 217H107V215H106ZM224 217H225V215H224ZM260 217H263V216H260ZM229 218H231V216L228 217V219ZM236 218H237V216H236ZM12 219H14V218H12ZM17 219H15L13 221L16 222V221H18ZM225 219L226 218H224V220L223 219L222 220L225 221ZM232 219H233V217H232ZM20 221H19V224H18L19 225L18 229H23L24 226L22 228H19V227H21L20 224L22 223V222L20 223ZM74 221L77 222V219L74 220ZM106 221H107V225L111 226V227L115 223V222H111L110 223V221H111L110 219H106ZM12 222L11 223L9 222L10 224H8V226L7 225L6 226L3 225L4 227L0 226V228H1L0 229V233L1 232H3V233L6 232L7 233V231H9L8 230L9 227L13 226V224H14V223L12 224ZM124 223H121V225L124 224ZM230 223L233 224V221L230 222ZM48 224H50V223L48 222ZM52 224L54 225V223H52ZM146 224H148V223H146ZM154 224H150V225L152 226ZM229 224H227V225H229ZM255 224H256V221H255ZM53 225H51V226H53ZM223 225H226V224H222V226ZM235 225H236V223H235ZM26 226H28V225L26 224L25 227ZM233 226H232V228H233ZM87 227L89 228L88 230H87ZM236 227H238V226H236ZM167 229H168V227H167ZM235 229L237 230V228H235ZM157 230H161V229L158 228ZM173 230H175V229H173ZM260 231H262V230H260ZM260 231H258V233H256V234H259ZM63 232H65V233H63ZM51 233H52L51 237L55 236L53 234V232H51ZM165 233H169V235H168L169 239L167 238V235ZM237 233H238V231H237ZM251 233H252V231H251ZM248 235H249V233H248ZM240 236H242V235H240ZM57 237L58 236H56V238ZM188 237H190V236H188ZM202 237L203 236H201V238ZM251 237L252 236L250 235V239H251ZM243 238H246V236L243 237ZM47 239H49V236H45L44 237L45 241ZM164 239H168V240H164ZM195 239H197V238H195ZM202 239H204V238H202ZM217 239H215V241H217ZM248 239L249 238L244 239L243 242H246ZM250 239H249V242H250ZM30 240H28V241H30ZM240 240H239V242H240ZM180 241H181V239H180ZM220 241H221V239H220ZM231 241H233V240H231ZM262 241H261V243H262ZM34 242L35 241H33V243ZM27 244H26V246H30L29 243H27ZM237 244H238V242H237ZM182 245L184 247L185 244H182ZM182 245H181L180 248H182ZM191 245H192V247H194L193 246L194 243L191 244ZM251 245H253V244H251ZM258 245L261 246V244H259V242H258ZM202 246L203 247L206 246L205 249H207L208 248L207 246H210V245L205 243V244H202ZM185 247H187V245ZM195 247H196V244H195ZM210 247L208 248V250L212 249ZM263 247H264V245H262L261 248H263ZM129 248H131V247H129ZM180 248L178 247L177 249H180ZM236 248H239V247H236ZM248 248H250V247H248ZM261 248H258L260 250V252L262 250ZM126 249H127V247H126ZM177 249L174 247V250H177ZM255 249H256V252L258 253L257 248H255ZM167 250H170V248L167 247ZM197 250H198V248L196 247V251ZM64 251H66V250H64ZM61 252H62V250H61ZM160 252H161V250H160ZM165 252H166V250H165ZM169 252H171V251H169ZM190 252H192V251H190ZM201 252H202V250H201ZM203 252H206V250H204ZM59 253H60V251L58 253H56V254H58L57 256H60ZM173 253L174 254L177 253L179 255L180 252L179 253L178 252L175 253V251H174ZM216 253H218V252H216ZM235 253H239V252H235ZM241 253H243V252H241ZM207 254H205L206 257H207ZM221 254H220V256H221ZM254 254H256V253H254ZM181 255H184V254L180 253V256ZM195 255H196V253H195ZM217 255H219V254H217ZM262 255H264V254L262 253ZM262 255L258 256V254H257V256H258L257 260L258 261L260 260ZM61 256H62V254H61ZM200 256H201V254H200ZM203 256H202V258H203ZM253 256H256V255H253ZM170 257L172 258L171 255H170ZM196 257H197V259L202 260V259L199 258L198 254H197ZM225 257H226V255L224 256V258ZM181 258L182 257H180V259ZM253 258L254 257H252V259H251L252 261H253ZM58 259H59V257H58ZM226 259L228 260L227 257H226ZM229 259H231V257H229ZM238 259H235V257H234V260H238ZM176 260H179V258L178 259L176 258ZM257 260H255V261L257 262ZM263 260L264 259H262V261ZM183 261H184V259H183ZM194 261H196V260L194 259ZM255 261H253V262H255ZM262 261L261 262L259 261V262L262 263ZM233 262H236V261H233ZM263 263H264V261H263Z\"/></svg>",
  "mask_w": 264,
  "mask_h": 264
}]
</instances>
